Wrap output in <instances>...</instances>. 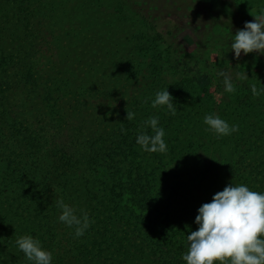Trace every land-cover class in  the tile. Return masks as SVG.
Returning <instances> with one entry per match:
<instances>
[{"label":"trees","instance_id":"1","mask_svg":"<svg viewBox=\"0 0 264 264\" xmlns=\"http://www.w3.org/2000/svg\"><path fill=\"white\" fill-rule=\"evenodd\" d=\"M143 1L112 0L115 21L132 31L101 50L75 88L69 69L43 80L33 65L29 25L44 0H0V264H29L15 244L27 234L52 252V264H186V235L203 203L230 183L264 192V92L251 91L264 88V55L248 54L255 69L215 70L202 42L183 47L177 11L155 14ZM201 2L218 36L255 19L237 0ZM248 3L264 12V0ZM166 87L174 116L151 104ZM91 89L96 106L76 98ZM207 114L238 130L218 138L205 130ZM150 117L165 130V153L136 144ZM59 199L92 221L82 238L57 220Z\"/></svg>","mask_w":264,"mask_h":264},{"label":"clouds","instance_id":"2","mask_svg":"<svg viewBox=\"0 0 264 264\" xmlns=\"http://www.w3.org/2000/svg\"><path fill=\"white\" fill-rule=\"evenodd\" d=\"M253 17L254 21H246L243 28L232 34L229 48L237 59L242 53L264 55V12ZM218 75L224 78V91L235 93L236 87L230 77L225 73ZM247 78L246 73L238 76L240 80ZM251 91L254 96H259L264 88L257 89L252 85ZM151 104L154 108L166 107L173 116L176 114L177 108L168 87L157 91ZM134 116L133 112L127 111L126 120L130 121ZM204 124L207 125L205 130L218 138L238 130L236 125L230 126L214 114L205 115ZM145 126V130L137 135L136 144L145 152H167L165 130L159 126L158 117H150ZM147 128H151V135ZM57 204L60 208L57 220L73 229L75 239L82 238L92 223L87 213L81 210L77 215V210L63 199ZM197 212L194 220L197 230L186 235L187 251L182 254L186 264H264V192L253 191L245 184L230 183L215 193L210 202L203 203ZM15 244L29 264H52V252L43 248L38 238L21 235Z\"/></svg>","mask_w":264,"mask_h":264},{"label":"rangeland","instance_id":"3","mask_svg":"<svg viewBox=\"0 0 264 264\" xmlns=\"http://www.w3.org/2000/svg\"><path fill=\"white\" fill-rule=\"evenodd\" d=\"M144 1L153 5L155 14L169 10L177 11L185 24L183 31L186 34L183 32L181 40L183 47L190 52L194 46L202 42L207 49L209 63L215 70L220 71L226 67L239 71L255 69L250 64L251 58L248 54L242 53L238 59L234 57L233 51L229 48L232 35L224 31L220 36L215 33L216 26L207 17L202 0ZM237 1L242 11L253 16L259 15L249 6V0ZM111 3L112 0H44L40 12L31 19L29 25L34 36L30 35L28 38L29 45L32 46L33 65L40 78L65 79L69 77L66 73V69H69L72 77L76 78L73 80L75 83L73 86L77 88L82 78L88 77L84 75L85 71L96 63L94 61L96 58L99 59L100 51L117 36L121 39L124 34L128 35L132 31L129 26L115 21L116 18L110 8ZM100 11H104L105 14ZM28 42L25 45H28ZM124 47L128 48L127 44ZM146 60H149L148 57ZM199 81L209 88L215 101L219 103L222 94L218 92L215 84L203 75L199 77ZM134 87L132 86L130 91ZM92 92V89L85 90L84 96L77 94L76 98L96 106L98 102L91 97ZM73 124L78 125L79 122L74 120Z\"/></svg>","mask_w":264,"mask_h":264}]
</instances>
